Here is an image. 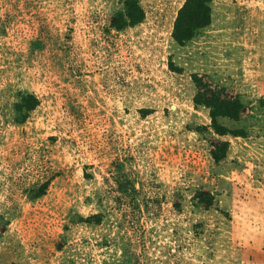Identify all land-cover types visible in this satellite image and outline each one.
Segmentation results:
<instances>
[{"label": "rangeland", "instance_id": "1", "mask_svg": "<svg viewBox=\"0 0 264 264\" xmlns=\"http://www.w3.org/2000/svg\"><path fill=\"white\" fill-rule=\"evenodd\" d=\"M139 1L118 31L119 0H0V264H264V0L185 44L184 0Z\"/></svg>", "mask_w": 264, "mask_h": 264}, {"label": "trees", "instance_id": "2", "mask_svg": "<svg viewBox=\"0 0 264 264\" xmlns=\"http://www.w3.org/2000/svg\"><path fill=\"white\" fill-rule=\"evenodd\" d=\"M122 10L118 11L111 23L115 30H123L133 27L143 21L145 10L139 0H119ZM212 21V0H184L177 11L173 24L172 37L178 44H185L192 40L197 32L208 27ZM196 105H203L207 110L211 121V128L219 135L231 134L232 136L243 137V132L239 130H227L219 123V118H227L237 121L240 118L243 104L238 98H226L218 92L210 95L204 94L194 97ZM38 105L37 99L28 94L22 97L18 110L30 111ZM228 149V142L222 144L220 155L215 156L220 160ZM50 178L42 182L37 190L36 196L39 197L46 193ZM119 191L128 190L126 186H119ZM209 203V202H207Z\"/></svg>", "mask_w": 264, "mask_h": 264}]
</instances>
